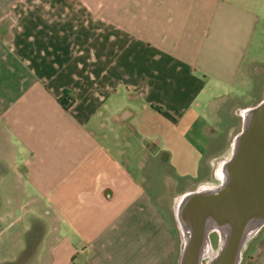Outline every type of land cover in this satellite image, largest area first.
Returning a JSON list of instances; mask_svg holds the SVG:
<instances>
[{"label":"crops","instance_id":"crops-1","mask_svg":"<svg viewBox=\"0 0 264 264\" xmlns=\"http://www.w3.org/2000/svg\"><path fill=\"white\" fill-rule=\"evenodd\" d=\"M263 95L264 0H0V189L34 198L10 259L176 264V200ZM221 98L226 132L202 111Z\"/></svg>","mask_w":264,"mask_h":264},{"label":"water","instance_id":"water-1","mask_svg":"<svg viewBox=\"0 0 264 264\" xmlns=\"http://www.w3.org/2000/svg\"><path fill=\"white\" fill-rule=\"evenodd\" d=\"M240 114L241 127L217 160L214 181L184 192L175 204L177 264H241L264 227V95Z\"/></svg>","mask_w":264,"mask_h":264},{"label":"rangeland","instance_id":"rangeland-1","mask_svg":"<svg viewBox=\"0 0 264 264\" xmlns=\"http://www.w3.org/2000/svg\"><path fill=\"white\" fill-rule=\"evenodd\" d=\"M262 99V98H261ZM260 99V100H261ZM259 100V101H260ZM258 101V102H259ZM229 101L224 99H216L209 108H204L203 113L206 115V122L217 132H226L228 126L231 123V119L228 118V103ZM240 126V125H239ZM0 128H2V124L0 123ZM200 126L196 127L198 131ZM239 127H237V130ZM4 135V134H3ZM3 135H0V139H2ZM1 143V140H0ZM2 158L0 157V168L3 166ZM8 192L6 188L0 189V264H33L34 259L28 261L27 263H21L18 260H14L19 255V248L22 246V234L25 228V224H28L26 221L16 220L14 217H10L9 213L18 212L16 211L21 206L23 201H30V204L33 203L34 198L32 196H27L24 192L23 198L20 200L21 191L14 190L12 196L10 197V203H5V198L3 194ZM21 201V202H20ZM29 204V203H28ZM26 207L30 208L33 205H28ZM27 212H31L28 210ZM179 240V248L181 244L180 237L177 238V242ZM251 242L246 247L243 253V259L246 257L247 253L250 250ZM14 248V253L11 248ZM178 253V250H177ZM179 255V253H178ZM177 255V258H178ZM14 256V259H10ZM177 264V260H176Z\"/></svg>","mask_w":264,"mask_h":264},{"label":"trees","instance_id":"trees-1","mask_svg":"<svg viewBox=\"0 0 264 264\" xmlns=\"http://www.w3.org/2000/svg\"><path fill=\"white\" fill-rule=\"evenodd\" d=\"M163 116H165L166 118L174 121V118L169 114L167 113L166 111L162 110V108L160 107H155Z\"/></svg>","mask_w":264,"mask_h":264},{"label":"flooded vegetation","instance_id":"flooded-vegetation-1","mask_svg":"<svg viewBox=\"0 0 264 264\" xmlns=\"http://www.w3.org/2000/svg\"><path fill=\"white\" fill-rule=\"evenodd\" d=\"M178 200V199H177ZM177 200H176V202H177ZM176 204V203H175ZM211 238H212V243L215 245V243H216V239H215V236L214 235H211Z\"/></svg>","mask_w":264,"mask_h":264}]
</instances>
